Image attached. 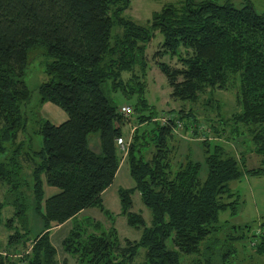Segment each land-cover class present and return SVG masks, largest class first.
Here are the masks:
<instances>
[{"label":"trees","instance_id":"1","mask_svg":"<svg viewBox=\"0 0 264 264\" xmlns=\"http://www.w3.org/2000/svg\"><path fill=\"white\" fill-rule=\"evenodd\" d=\"M130 4L131 0H0V181L10 185L0 208L13 205L5 224L14 229L6 249L0 238V264H61L51 230L67 221L74 225L63 248L77 255L81 264H130L141 247L145 259L139 264H184L182 255L200 252L202 244L207 258L200 264H213L217 246L207 240L222 229L220 211L233 203L228 200L234 194L230 181L244 171L264 172V11H257L250 1L238 6L231 0H178L140 23L127 14ZM158 29L164 38L156 56L178 55L181 62L174 65L157 58L174 99L196 102L208 88H228L238 79L240 109L226 116L217 102L212 106L218 116L208 112L204 126L194 107L171 109L170 115L159 112L147 97V46ZM37 46L45 48L48 77L38 85L40 96L32 105L33 91L25 75L30 50ZM117 92L129 99L136 96L135 102H127L139 124L130 136L123 125L133 113L124 114L114 97ZM47 101L68 116L59 123L38 118L35 131L42 135V145L36 149L30 141L25 149L29 108ZM178 128L193 135L209 132L202 140L208 164L204 179L202 162L191 153L176 158ZM20 132L24 136L19 138ZM93 133L98 134V148L91 144ZM241 133H247L251 150L261 156L259 165L246 167L244 153L238 156L223 144L213 150L209 146V135L230 140ZM23 161L32 164L30 177ZM124 161L136 184L119 188L121 212L142 232L123 244L114 225L98 230L99 220L79 214L91 206L111 212L103 193ZM45 182L59 190L46 196ZM136 190L151 209V224L131 209ZM31 198L44 220L33 236ZM260 225L250 242L264 255V220ZM226 245L222 254L228 257L232 248Z\"/></svg>","mask_w":264,"mask_h":264},{"label":"rangeland","instance_id":"2","mask_svg":"<svg viewBox=\"0 0 264 264\" xmlns=\"http://www.w3.org/2000/svg\"><path fill=\"white\" fill-rule=\"evenodd\" d=\"M178 0H131L130 7L127 9V14L140 23H147L153 16V13L160 10L168 2H176ZM223 2L225 0H217ZM234 4L242 6L245 2L250 1L257 11H264V0H231ZM164 35L158 29L156 34L152 37L147 46V61L149 64L148 69V81H147V97L151 103L156 105L159 112H168L165 115H170L171 109H179L181 106H185L186 109L194 107L198 115L203 118L202 126L206 123V114L209 112L214 117H217V110L213 107V104L217 102L222 105V110L226 116L231 115L233 112L240 109L237 100V94L239 89L238 79L233 80L228 88H208L206 91L201 92L199 99L196 102L191 100L174 99L171 96V86L168 83L166 75L161 71L158 66L157 58L165 60L174 65H180V58L178 55H171L169 53L157 55L156 51L161 47V41ZM187 49L182 48V52L186 53ZM45 48L42 46L34 47L30 50L29 63L26 71V81L29 87L33 91L31 103L32 105L39 99L38 85L44 81L48 76L44 70V62L46 61ZM116 102L121 106L127 104V102L133 103L136 101V96L132 98H126L121 92L114 93ZM30 103V104H31ZM211 103V104H209ZM209 104L211 109L206 110L205 105ZM208 105V106H209ZM213 108V109H212ZM30 120L29 131L26 133L25 149L28 148V144L32 143L34 148L41 147L43 137L41 134L35 131L36 120L41 116L49 118L55 123L63 121L67 117V112L59 105L47 101L42 104L40 108H29ZM62 113V114H60ZM154 122L146 124V126H152ZM139 126L137 123V114L131 115L130 121L128 120L123 125V131L125 135L130 136L132 127ZM144 127L141 126V129ZM243 130L246 131L245 127ZM228 133H231V126L227 127ZM180 132L179 137V154L176 155L177 159H182L183 156L191 153L192 158L202 162V168L200 176L204 179L208 173V164L206 162V145L203 143V138L208 131H201L198 135H193L191 130L187 133L181 129H177ZM241 133L240 135L231 136L230 140L227 138L212 137L209 141L211 150L215 148L217 143L223 144L227 149L231 148L238 156L241 152L244 153L245 166L253 167L259 165L261 156L251 150L252 143L249 140L247 133ZM23 132L19 133V138L23 137ZM98 136L96 133L91 134V144L94 148H98V144L95 139ZM94 138V139H93ZM244 139L242 141H238ZM231 152V151H230ZM149 155V154H148ZM4 155H0V158ZM24 172L27 176H31L32 164L28 161H23ZM136 184L134 177L131 174L128 161L121 163L117 175L113 183L107 188L103 194L104 204L110 209V213L101 209L99 206H91L84 209L79 217L83 218L90 216L93 222L96 223L99 220L102 228H110L115 226L118 232V237L125 243V238L137 239L140 237L142 228L133 226L128 223L126 214L121 212V200L119 197L120 187H132ZM230 186L234 194H232L228 200L233 201L228 208L220 211V221L222 229L216 232L209 240L211 243L217 246V251L212 254L213 264H264V255L255 252L251 239L254 238L253 234L259 230L260 223L264 220V172H250L244 171V175L240 178L230 181ZM46 196L59 190L58 187L49 185L45 182ZM10 189V185L5 181H0V202H5L7 199V193ZM27 194L31 195V189L25 188ZM132 210L140 212L145 217L147 224H151L152 212L151 209L144 204L141 199V193L136 190L133 194ZM32 205L29 209V215L31 218V236L37 234L44 227L43 217L36 211L31 198ZM236 206V207H235ZM13 214V205L5 203L0 208V217L3 221L0 224V238L3 241V246L7 247V240L9 233L14 229H10L5 224V221ZM16 222V221H15ZM248 224V225H247ZM74 223L67 221L63 224L55 225L51 230V241L57 249L58 258L61 264H81L77 255H72L66 252L63 248V240L70 232ZM242 227V228H239ZM91 229H94L93 225H90ZM237 228V229H236ZM233 235H238L232 238ZM217 237V238H216ZM222 243V244H220ZM232 248L230 256L226 257L222 253V245ZM22 245H19L21 247ZM205 244H202L200 252L192 254H183L181 259L184 264H200L204 263L207 258L204 253ZM6 252V251H5ZM228 255V254H227ZM145 259V247L139 249L138 255L130 264H139Z\"/></svg>","mask_w":264,"mask_h":264},{"label":"built area","instance_id":"3","mask_svg":"<svg viewBox=\"0 0 264 264\" xmlns=\"http://www.w3.org/2000/svg\"><path fill=\"white\" fill-rule=\"evenodd\" d=\"M121 110L124 112L125 115L129 116V115H131L133 113L134 109H133L132 105L125 104V105L122 106ZM119 144H120V147L122 149H124L125 152L127 153L126 146H125L122 138H119Z\"/></svg>","mask_w":264,"mask_h":264},{"label":"crops","instance_id":"4","mask_svg":"<svg viewBox=\"0 0 264 264\" xmlns=\"http://www.w3.org/2000/svg\"><path fill=\"white\" fill-rule=\"evenodd\" d=\"M50 102H51V101H50ZM60 114H62V113H60ZM67 116H68V115H67ZM66 118H67V117H66ZM66 118H65V119H66ZM65 119H64V120H65ZM106 190H107V189H106ZM106 190H105V191H106ZM105 191H104V192H105ZM103 194H104V193H103Z\"/></svg>","mask_w":264,"mask_h":264}]
</instances>
